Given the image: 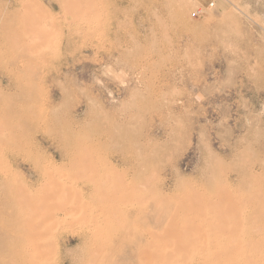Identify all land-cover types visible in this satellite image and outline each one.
I'll use <instances>...</instances> for the list:
<instances>
[{
  "label": "rangeland",
  "instance_id": "374dc122",
  "mask_svg": "<svg viewBox=\"0 0 264 264\" xmlns=\"http://www.w3.org/2000/svg\"><path fill=\"white\" fill-rule=\"evenodd\" d=\"M0 264H264V0H0Z\"/></svg>",
  "mask_w": 264,
  "mask_h": 264
},
{
  "label": "crops",
  "instance_id": "0c3cea01",
  "mask_svg": "<svg viewBox=\"0 0 264 264\" xmlns=\"http://www.w3.org/2000/svg\"><path fill=\"white\" fill-rule=\"evenodd\" d=\"M197 1H199V0H197ZM201 1H204V0H201Z\"/></svg>",
  "mask_w": 264,
  "mask_h": 264
}]
</instances>
